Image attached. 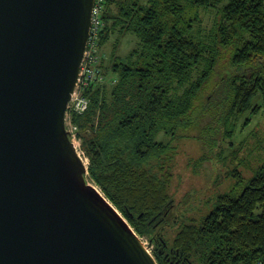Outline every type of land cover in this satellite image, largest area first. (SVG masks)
Segmentation results:
<instances>
[{
	"label": "trees",
	"instance_id": "16d2710c",
	"mask_svg": "<svg viewBox=\"0 0 264 264\" xmlns=\"http://www.w3.org/2000/svg\"><path fill=\"white\" fill-rule=\"evenodd\" d=\"M203 11L215 13L204 32ZM103 19L105 37L132 32L141 47L112 61L113 87L90 89L87 111L73 116L91 157L87 178L136 235L157 245V264H264V166L240 193L214 198L169 245L156 229L171 208L162 170L173 151L154 142L160 132L177 139L210 82L227 95V115L264 93V0H106Z\"/></svg>",
	"mask_w": 264,
	"mask_h": 264
},
{
	"label": "water",
	"instance_id": "95a60500",
	"mask_svg": "<svg viewBox=\"0 0 264 264\" xmlns=\"http://www.w3.org/2000/svg\"><path fill=\"white\" fill-rule=\"evenodd\" d=\"M93 1L0 0V264H157L66 130Z\"/></svg>",
	"mask_w": 264,
	"mask_h": 264
},
{
	"label": "rangeland",
	"instance_id": "374dc122",
	"mask_svg": "<svg viewBox=\"0 0 264 264\" xmlns=\"http://www.w3.org/2000/svg\"><path fill=\"white\" fill-rule=\"evenodd\" d=\"M141 2L146 3L147 0ZM105 8L106 0H98L94 27L65 117L67 132L87 168V175L91 157L85 152L82 131L74 123L73 116H81L87 111L90 102L87 92L90 89L113 87L117 76L110 72L112 61L116 58L126 60L141 47L132 32L125 35L115 32L105 37ZM204 13L199 15L203 21L199 27L202 32L211 27L215 14ZM227 64L224 61L225 69ZM215 76L220 77L219 70ZM215 85L213 81L203 89L195 103L194 118L190 119L189 126L183 123L177 139L165 132H160L154 139L156 144L171 147L173 151L169 157L165 156L167 165L162 170L163 173L169 170V175L163 176H166V188L172 197L171 208L156 229V233L163 235L169 245H172L182 225L196 223L200 215L210 210L214 198L221 194L240 193L245 183L264 166V93L253 96L242 112L227 115L224 107L228 106L227 95L214 94ZM198 105L200 109H196ZM210 116L215 117L210 119ZM236 172L242 178L239 186L236 185L238 178L234 176ZM86 179L100 191L87 176ZM137 237L152 255L157 245L148 236Z\"/></svg>",
	"mask_w": 264,
	"mask_h": 264
},
{
	"label": "built area",
	"instance_id": "2783aa9c",
	"mask_svg": "<svg viewBox=\"0 0 264 264\" xmlns=\"http://www.w3.org/2000/svg\"><path fill=\"white\" fill-rule=\"evenodd\" d=\"M97 2H98V0H94L93 1V6H92V21H91V29H90V33H89V37H90V35H91V31H92V26L94 27V19H95V13H96V8H97ZM88 40H89V38H88ZM87 44H88V41H87ZM87 44H86V48H85V51H86V49H87ZM85 51H84V53H83V58H82V61H81V64H80V69H81V66H82V62H83V59H84V56H85ZM80 69H79V73H80ZM79 80V74H78V79H77V81ZM76 85H77V82H76ZM76 87V86H75ZM73 95V94H72ZM71 101V100H70ZM68 107V106H67ZM67 111V110H66ZM65 117H66V113H65ZM65 125H66V123H65ZM66 130H67V128H66ZM70 137V136H69ZM70 140H71V138H70ZM74 144V143H73Z\"/></svg>",
	"mask_w": 264,
	"mask_h": 264
},
{
	"label": "bare ground",
	"instance_id": "6f19581e",
	"mask_svg": "<svg viewBox=\"0 0 264 264\" xmlns=\"http://www.w3.org/2000/svg\"><path fill=\"white\" fill-rule=\"evenodd\" d=\"M76 86V85H75ZM73 95H71V99H72Z\"/></svg>",
	"mask_w": 264,
	"mask_h": 264
}]
</instances>
